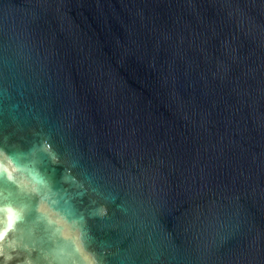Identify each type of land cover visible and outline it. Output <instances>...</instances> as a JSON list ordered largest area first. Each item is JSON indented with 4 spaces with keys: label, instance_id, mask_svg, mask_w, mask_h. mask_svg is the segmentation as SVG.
Here are the masks:
<instances>
[{
    "label": "water",
    "instance_id": "water-1",
    "mask_svg": "<svg viewBox=\"0 0 264 264\" xmlns=\"http://www.w3.org/2000/svg\"><path fill=\"white\" fill-rule=\"evenodd\" d=\"M0 232V264H264V0H0Z\"/></svg>",
    "mask_w": 264,
    "mask_h": 264
},
{
    "label": "snow or ice",
    "instance_id": "snow-or-ice-1",
    "mask_svg": "<svg viewBox=\"0 0 264 264\" xmlns=\"http://www.w3.org/2000/svg\"><path fill=\"white\" fill-rule=\"evenodd\" d=\"M11 226H12V222H11V220H9L8 227L11 228ZM2 237H3V232H0V238H2Z\"/></svg>",
    "mask_w": 264,
    "mask_h": 264
}]
</instances>
